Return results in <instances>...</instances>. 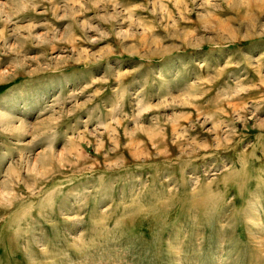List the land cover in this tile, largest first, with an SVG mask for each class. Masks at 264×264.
I'll list each match as a JSON object with an SVG mask.
<instances>
[{
  "label": "rangeland",
  "instance_id": "1",
  "mask_svg": "<svg viewBox=\"0 0 264 264\" xmlns=\"http://www.w3.org/2000/svg\"><path fill=\"white\" fill-rule=\"evenodd\" d=\"M0 264H264V0H0Z\"/></svg>",
  "mask_w": 264,
  "mask_h": 264
}]
</instances>
